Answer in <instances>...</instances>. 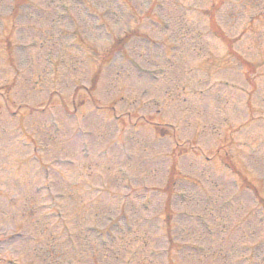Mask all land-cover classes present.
I'll return each instance as SVG.
<instances>
[{"label":"rangeland","instance_id":"374dc122","mask_svg":"<svg viewBox=\"0 0 264 264\" xmlns=\"http://www.w3.org/2000/svg\"><path fill=\"white\" fill-rule=\"evenodd\" d=\"M25 3L32 5L39 16L29 7H20L19 19L13 25L17 30L8 38L10 43L6 42L12 59L6 62L2 58L6 55L2 25L8 17L9 0H0V264L6 259L15 264H53L63 256L74 258L77 264H122L133 251L131 264H165L164 257L150 262L153 257L148 260L147 250L144 257L137 245L142 239L149 241L141 237L148 233L140 225L142 220L153 217L158 221L153 220L154 226L162 225L159 220L163 218L164 195L157 190L165 183L171 158L179 174L177 187L182 182L194 186L200 183L216 208L219 204L231 211L225 220L217 212L208 213L210 206L202 207L207 217L210 215L203 218L214 227L210 229L213 241L204 235L210 246L205 249L201 245L202 253H188L190 261L257 264L249 254L259 248L264 255V222L256 225L258 207L253 193L223 167L220 158L210 164L207 160L215 154L218 147L213 146L222 137L227 135L228 140L229 132L236 130L232 133L235 139L246 135L227 153L236 169L264 196L260 180L264 175V0ZM60 3L67 11L60 8ZM208 19L214 20L224 36L240 42L233 49L249 63V83L243 78L244 71L226 54L224 44L211 38ZM11 23L9 16L6 35ZM135 31L140 42L128 38L120 54L123 58L118 54L108 56L109 66L96 81L95 92L87 93L91 75L104 64L101 58L114 38L126 33L136 35ZM148 73L155 74L154 80H149ZM147 123L169 127L171 132L157 128L163 134L168 132L161 138L160 132ZM176 144H185L188 154L177 158L185 150L183 146L174 147ZM238 144H243L247 160L235 152ZM192 147L199 150L193 153ZM66 151L69 160H63ZM66 162L75 165L70 167ZM42 173L49 175L50 183L55 181L53 192L64 195L54 208H62L68 230L91 225L106 230L111 238L116 236L110 249L101 247L93 234L82 235L83 231L73 237V247L66 242L68 233L61 240L49 235L50 225L56 222L40 220V214L45 217L47 211L39 209L43 206L39 197L31 195L36 184L31 179L40 180ZM208 179H212L211 187L205 181ZM28 182L29 187L23 184ZM87 184L91 189L99 187V192L82 194ZM117 195L127 196L125 204L133 203L132 207L127 204V210L132 208L135 213L140 236L122 237L115 229L105 228L110 225L100 211L114 220L108 210L115 206L112 203ZM196 197L192 201L200 202L201 197ZM103 199L111 206H106ZM191 204L174 199L171 209L179 222L184 214L194 211ZM198 205L197 215L201 213ZM10 234L18 240L10 239ZM220 235L226 237L215 241L214 237ZM157 240L152 239L154 245L146 244L149 250L152 246L153 250L167 251ZM226 241L230 242L223 244ZM175 250L182 256L188 251ZM168 252L171 258L173 254ZM247 257L248 262L244 259ZM176 260L179 264L180 259Z\"/></svg>","mask_w":264,"mask_h":264},{"label":"trees","instance_id":"16d2710c","mask_svg":"<svg viewBox=\"0 0 264 264\" xmlns=\"http://www.w3.org/2000/svg\"><path fill=\"white\" fill-rule=\"evenodd\" d=\"M227 160V157L225 158V161ZM227 166H231L230 163L227 161ZM172 183V179L170 178L169 179V182H168V187L169 185Z\"/></svg>","mask_w":264,"mask_h":264}]
</instances>
